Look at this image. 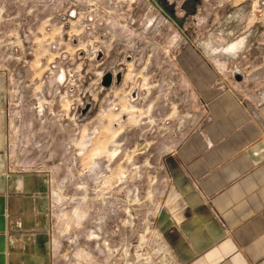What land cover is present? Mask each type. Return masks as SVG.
Here are the masks:
<instances>
[{"label": "rangeland", "instance_id": "1", "mask_svg": "<svg viewBox=\"0 0 264 264\" xmlns=\"http://www.w3.org/2000/svg\"><path fill=\"white\" fill-rule=\"evenodd\" d=\"M189 50L219 91L264 103V0H0L8 154L48 176L54 264L175 263L165 160L207 117Z\"/></svg>", "mask_w": 264, "mask_h": 264}, {"label": "crops", "instance_id": "2", "mask_svg": "<svg viewBox=\"0 0 264 264\" xmlns=\"http://www.w3.org/2000/svg\"><path fill=\"white\" fill-rule=\"evenodd\" d=\"M193 55L179 61L207 117L165 160L158 228L174 264H264V103L256 110L229 86L219 91ZM8 133L0 88V264H54L48 176L13 168Z\"/></svg>", "mask_w": 264, "mask_h": 264}, {"label": "water", "instance_id": "3", "mask_svg": "<svg viewBox=\"0 0 264 264\" xmlns=\"http://www.w3.org/2000/svg\"><path fill=\"white\" fill-rule=\"evenodd\" d=\"M100 58V54L98 59ZM129 61V58L127 59ZM235 75L236 80H241V77ZM123 78V68L118 69L117 73L114 75L111 69H108L102 76L100 85L104 90H108L113 84L118 86L120 85ZM92 108V103H85L84 107L80 110L79 115L77 116V120H84L85 118H89V112Z\"/></svg>", "mask_w": 264, "mask_h": 264}, {"label": "flooded vegetation", "instance_id": "4", "mask_svg": "<svg viewBox=\"0 0 264 264\" xmlns=\"http://www.w3.org/2000/svg\"><path fill=\"white\" fill-rule=\"evenodd\" d=\"M229 46H230V45H229ZM229 46H228V47H229ZM237 52H238V51H237ZM113 73H114V71H113ZM115 74H116V73H114V75H115Z\"/></svg>", "mask_w": 264, "mask_h": 264}]
</instances>
